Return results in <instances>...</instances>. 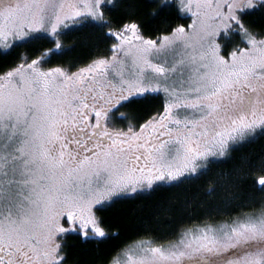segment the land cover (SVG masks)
<instances>
[{
  "label": "snow or ice",
  "instance_id": "6c2138e0",
  "mask_svg": "<svg viewBox=\"0 0 264 264\" xmlns=\"http://www.w3.org/2000/svg\"><path fill=\"white\" fill-rule=\"evenodd\" d=\"M256 144L264 0H0V264H264Z\"/></svg>",
  "mask_w": 264,
  "mask_h": 264
},
{
  "label": "trees",
  "instance_id": "16d2710c",
  "mask_svg": "<svg viewBox=\"0 0 264 264\" xmlns=\"http://www.w3.org/2000/svg\"><path fill=\"white\" fill-rule=\"evenodd\" d=\"M145 19H147L145 17ZM93 37L90 36H69L66 38L65 43L68 45L73 44L74 42H84L80 44V47L76 49L75 52L70 53L68 59H72L76 57L77 55H84L87 52L86 42ZM250 151L259 152L261 150H264V145L262 144H256L251 146L249 149ZM193 192H195V189H193ZM149 212L148 208L141 209L139 206H126L120 210L117 216L113 217V224L118 227L121 231L122 237H131L136 232V226L140 223L143 216ZM122 217V218H121ZM77 244V246L74 248V260H80V259H89L93 258L90 255H84L85 249H83L81 246H79L78 242H74ZM95 264H101L102 257L101 256H95Z\"/></svg>",
  "mask_w": 264,
  "mask_h": 264
}]
</instances>
